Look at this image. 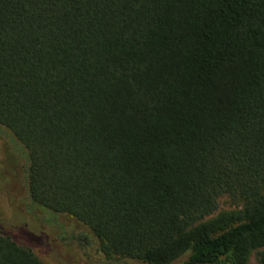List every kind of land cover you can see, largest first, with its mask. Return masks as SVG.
I'll list each match as a JSON object with an SVG mask.
<instances>
[{"label":"trees","instance_id":"1","mask_svg":"<svg viewBox=\"0 0 264 264\" xmlns=\"http://www.w3.org/2000/svg\"><path fill=\"white\" fill-rule=\"evenodd\" d=\"M0 127L106 256L264 264V0H0Z\"/></svg>","mask_w":264,"mask_h":264},{"label":"rangeland","instance_id":"2","mask_svg":"<svg viewBox=\"0 0 264 264\" xmlns=\"http://www.w3.org/2000/svg\"><path fill=\"white\" fill-rule=\"evenodd\" d=\"M24 173L22 153L13 145L9 133L0 127V234L30 249L43 264H139L106 256L100 243L70 219L53 221L49 214L35 211L24 189ZM241 209L239 200L222 196L218 199L217 211L204 221ZM249 264H256L255 253Z\"/></svg>","mask_w":264,"mask_h":264}]
</instances>
